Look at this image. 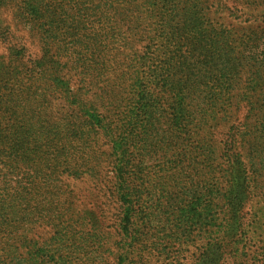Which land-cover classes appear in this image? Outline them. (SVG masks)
<instances>
[{
	"label": "rangeland",
	"instance_id": "1",
	"mask_svg": "<svg viewBox=\"0 0 264 264\" xmlns=\"http://www.w3.org/2000/svg\"><path fill=\"white\" fill-rule=\"evenodd\" d=\"M120 1L0 0V264H264V161L235 142L256 111H191L187 97L177 111L166 72L195 53L168 43L132 41L164 82L110 75L111 21L138 13ZM211 10L233 38L264 29V0ZM111 132L133 154L122 182Z\"/></svg>",
	"mask_w": 264,
	"mask_h": 264
},
{
	"label": "trees",
	"instance_id": "2",
	"mask_svg": "<svg viewBox=\"0 0 264 264\" xmlns=\"http://www.w3.org/2000/svg\"><path fill=\"white\" fill-rule=\"evenodd\" d=\"M221 2L218 0H121L119 4L112 6L113 10H127L124 5L126 4L129 11L137 10L138 13L131 18L112 19L113 32L109 37L113 46L109 51L113 50L115 53L108 58L111 60L108 69H116L110 75L121 81H124L126 76H132L131 79L134 81L151 77L158 83L164 82L162 79L164 74L160 69L154 67L151 75L145 70L147 67L145 63L148 62L147 65L151 66L154 59L145 55L139 56L137 54L139 44L134 47L132 41L142 42L144 47L168 43L188 53H195L189 55L191 60L187 62L188 65L181 62L180 65L170 66L166 72L170 85H177L179 90L175 103L177 111L183 110L185 97L192 102L191 111H228L232 108L238 109V105L243 103L242 107L245 111H256V119L249 130H240L235 142L245 150L244 154L248 155L249 160L264 161V29L251 30L249 34L236 38H233L230 31L224 27L217 29L209 19L214 15L211 6ZM205 3L208 6H205ZM144 10L149 14L140 17L139 13ZM119 26L126 27L127 42L125 34L116 31ZM162 36L165 38L163 41ZM120 39L127 44V52L118 51L116 45ZM158 41L160 43H156ZM114 61H117L115 66ZM249 71L254 78L248 81L247 85H242V77ZM240 85L242 89L245 88L243 91L240 90ZM233 91H236L235 95ZM182 93H186L187 96L181 97ZM136 103V107L140 108L141 106L138 105L140 99H136ZM154 106H157L158 110H164L162 103ZM114 108H117L116 105ZM151 110L152 108L147 109V111ZM90 118L92 121H100L99 115H91ZM119 127L115 125L113 129L118 130ZM122 134L117 136L111 132L113 138L111 151L116 157L113 171L120 182L124 181L126 164L133 156L127 133L126 138H123ZM233 154L225 153V161L221 164L222 171L227 174L232 172L231 158L233 161L243 158L242 154L239 155L237 152ZM207 156H213V152L209 149ZM87 173L95 177L93 174L96 171L93 170L91 172L93 174ZM120 187L123 188L122 184ZM125 188L130 191L134 188L135 192L137 191L136 186H125ZM230 202L233 203V200L229 198L225 204L228 206ZM122 218L123 225L127 226L128 217Z\"/></svg>",
	"mask_w": 264,
	"mask_h": 264
}]
</instances>
